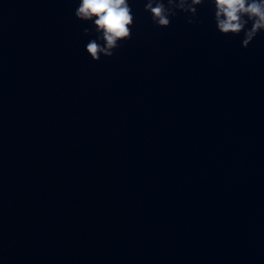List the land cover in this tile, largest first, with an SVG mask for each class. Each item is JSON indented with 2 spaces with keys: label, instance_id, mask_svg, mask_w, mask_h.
<instances>
[{
  "label": "water",
  "instance_id": "1",
  "mask_svg": "<svg viewBox=\"0 0 264 264\" xmlns=\"http://www.w3.org/2000/svg\"><path fill=\"white\" fill-rule=\"evenodd\" d=\"M144 3L95 62L77 0H0V264H264V32Z\"/></svg>",
  "mask_w": 264,
  "mask_h": 264
},
{
  "label": "clouds",
  "instance_id": "2",
  "mask_svg": "<svg viewBox=\"0 0 264 264\" xmlns=\"http://www.w3.org/2000/svg\"><path fill=\"white\" fill-rule=\"evenodd\" d=\"M203 0H145L144 11L159 28H168L171 19L179 12L189 13L187 23L197 18V7ZM213 20L216 30L223 36L243 35L241 46L250 43L264 32V0H212ZM75 18L85 27L83 35L93 36L85 45L92 61L101 56L111 58L120 45L131 39L134 13L131 0H77Z\"/></svg>",
  "mask_w": 264,
  "mask_h": 264
}]
</instances>
